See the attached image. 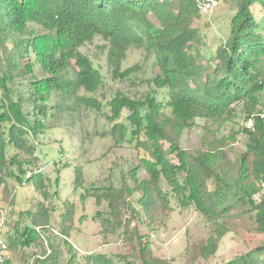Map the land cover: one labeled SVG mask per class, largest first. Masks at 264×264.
<instances>
[{
  "label": "trees",
  "instance_id": "16d2710c",
  "mask_svg": "<svg viewBox=\"0 0 264 264\" xmlns=\"http://www.w3.org/2000/svg\"><path fill=\"white\" fill-rule=\"evenodd\" d=\"M235 8L227 38L211 54L202 53L198 47L200 35L193 23L200 15L194 0H0V47L10 36L13 39L12 50L5 58L0 56V173L6 167L8 145L33 154V146L28 145L25 135L28 130L36 134L43 127L36 115L46 116V103L52 93L72 96L80 89L95 92L101 86L100 71L79 50L85 42L100 36L108 47L107 63L113 77L122 78L133 69L120 70L126 51L145 47L154 54L158 70L152 82L155 88H165L167 101L157 100L153 90L140 99L117 92L110 100V119L114 121L112 117L117 119L121 110L127 108L129 122L135 127L132 133L144 135L142 139L137 137V143L141 140L148 153L139 156L138 167L146 171L147 177L137 180L133 174V179L141 192L138 201L147 225L151 228L157 224L161 212L168 209L159 185L163 176L180 203H193L212 226L214 234L200 248L204 258L216 252L219 241L230 230L226 226L230 211L240 212L242 206L244 211H255L253 223L263 242L223 264H264V196L255 199L264 191V120L257 115L264 108V0H235ZM36 26L39 31L34 29ZM21 58L27 59L23 66ZM34 62L44 75L39 79L32 77L28 85V99L35 115L31 121L23 110V97L12 99L8 84L15 76H32ZM79 101L92 110H99L102 105L88 96ZM236 104L242 105L246 121L252 118V126L242 128L245 146L233 160L217 142L193 152L178 145L181 133L191 127L195 118L230 119L235 115ZM164 106L169 108V114ZM4 123L9 124L7 130ZM127 131L128 125L114 123L110 134L118 142ZM162 141L168 143L169 152ZM168 154H174L178 162ZM74 175L79 184V167L74 168ZM38 176L39 173L29 176L26 182L32 181L41 190L44 179ZM108 205L110 217L103 218L101 225L111 220L112 227L117 213L112 196ZM73 208V204L66 205L60 234L71 250L63 233L71 225ZM31 214L35 226L48 224L49 210L43 204ZM123 236L132 244L140 264H169L167 259L153 254L149 241L137 231H125ZM14 237L17 236L6 238ZM31 240L26 237L20 242L23 245ZM44 252L43 247L40 254ZM49 254L37 257L41 264L46 263ZM72 254L76 253L72 250ZM84 256L90 264H113L106 255Z\"/></svg>",
  "mask_w": 264,
  "mask_h": 264
},
{
  "label": "rangeland",
  "instance_id": "374dc122",
  "mask_svg": "<svg viewBox=\"0 0 264 264\" xmlns=\"http://www.w3.org/2000/svg\"><path fill=\"white\" fill-rule=\"evenodd\" d=\"M235 9V0H218L211 13L200 15L194 20L193 25L200 35L198 47L202 53L212 54L227 38ZM34 29L40 30L38 26ZM12 46L13 39L10 36L5 46L0 47V56L5 58ZM79 50L100 71L102 84L99 89L95 92L80 89L72 96L52 93L46 103V116L36 115L41 118L43 127L37 129L36 134L28 130L25 135L28 145L33 146V154L10 145L6 149L7 163L0 173V204L7 205L9 209L10 219L6 222L5 236L17 237L12 239L16 241L9 246L8 256L3 264L42 263L36 257L43 250L42 239L34 230L31 214L39 204L49 210V221L45 225L49 227L42 231L51 248L45 264H90L84 256L87 253L106 255L113 264H140L132 244L123 236L125 231L133 230L143 240L149 241L155 256L167 259L169 264H223L261 244L263 236L252 218L255 211H244L241 206L240 212L235 209L230 211L226 220V226L230 230L219 241L216 252L204 258L200 248L214 234L213 228L193 203H180L163 176L160 177L159 185L167 198L168 209L161 212L157 224L151 228L147 225L138 201L141 192L133 179V174L137 180L147 177L146 171L138 167L139 156L148 153L143 149L145 144L141 140L137 143V137L142 139L144 135L140 133L136 136L132 133L135 127L129 122L130 111L127 108H123L120 116L117 119L112 117L115 120L111 121L113 115L110 100L117 92L140 99L153 90L157 100L167 101L165 88H155L152 82L158 73L154 65V54L145 47L129 48L120 64V70L129 67L133 69L128 76L122 78L113 77L107 63L108 47L100 36L85 42ZM30 55L34 60V55ZM204 59L201 58V61ZM26 61L27 59L21 58V66ZM72 71L70 68L69 72ZM43 75L39 64L34 62L32 76L18 75L8 84L12 99L23 97L22 107L31 121L35 115L33 103L28 99V85L32 77L39 79ZM84 96L96 98L101 102V108L87 109L79 101ZM162 108L166 114L170 113L169 108ZM234 108L235 115L227 120L195 118L191 127L185 128L181 133L178 145L193 152L197 148H207L211 142H217L223 145V150L233 160L245 146L246 137L242 128L248 122L242 105L236 104ZM114 123L128 125V131L118 142L110 134ZM8 125L4 123L5 130ZM33 141H37L38 145L34 146ZM162 144L169 152L168 143L162 141ZM168 157L178 162L174 154H168ZM39 166H43V169L38 177H43L45 184L41 190L32 181L26 182L27 170L35 172ZM75 167L80 168L82 179L79 184L75 183ZM182 177L179 174L181 180ZM210 187L212 186L209 185ZM111 196L116 200L117 213L112 227L111 220L102 226L103 218L110 217L108 202ZM262 196L263 190L255 195V199L260 200ZM67 204H73L74 215L63 235L67 236L73 253H76L74 255L60 235L62 214L66 211ZM102 229L104 233L101 232ZM26 237L32 240L22 245L20 240H25ZM12 240L8 239V244Z\"/></svg>",
  "mask_w": 264,
  "mask_h": 264
},
{
  "label": "built area",
  "instance_id": "2783aa9c",
  "mask_svg": "<svg viewBox=\"0 0 264 264\" xmlns=\"http://www.w3.org/2000/svg\"><path fill=\"white\" fill-rule=\"evenodd\" d=\"M195 1V5H196V9L199 15H206L211 13L215 7L218 4V0H194ZM259 118H261L262 120H264V108L257 114ZM247 126H252V118H250L246 124ZM33 145L37 146L38 142L37 141H33ZM43 169V166H39L37 167L36 171L33 172L30 169L27 170L26 174L27 177L37 174V173H41ZM8 206L7 205H3L0 204V264H3L8 256L9 253V246H8V242H7V238L5 236V229H6V222H7V217H8ZM44 227H49V226H35V230L40 234V237L42 239V243H43V247L45 252L39 255H36V257L39 258H44L45 256H47L50 252H51V248L49 246V243L45 237V235L42 232V228ZM54 231V229H52ZM55 232V231H54Z\"/></svg>",
  "mask_w": 264,
  "mask_h": 264
},
{
  "label": "crops",
  "instance_id": "0c3cea01",
  "mask_svg": "<svg viewBox=\"0 0 264 264\" xmlns=\"http://www.w3.org/2000/svg\"><path fill=\"white\" fill-rule=\"evenodd\" d=\"M9 219H10V218H9V214H8V217H7V222L9 221ZM8 235H9V233H8Z\"/></svg>",
  "mask_w": 264,
  "mask_h": 264
}]
</instances>
